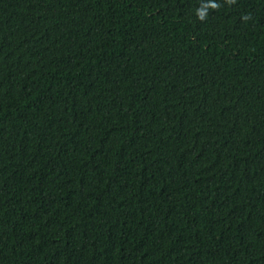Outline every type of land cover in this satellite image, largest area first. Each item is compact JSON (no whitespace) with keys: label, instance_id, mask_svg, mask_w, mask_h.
<instances>
[{"label":"trees","instance_id":"obj_1","mask_svg":"<svg viewBox=\"0 0 264 264\" xmlns=\"http://www.w3.org/2000/svg\"><path fill=\"white\" fill-rule=\"evenodd\" d=\"M0 264H264V0H0Z\"/></svg>","mask_w":264,"mask_h":264}]
</instances>
